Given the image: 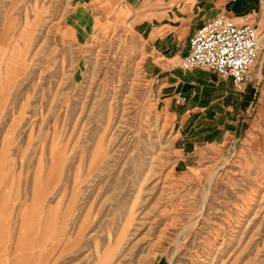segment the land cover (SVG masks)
Returning a JSON list of instances; mask_svg holds the SVG:
<instances>
[{
    "label": "rangeland",
    "instance_id": "1",
    "mask_svg": "<svg viewBox=\"0 0 264 264\" xmlns=\"http://www.w3.org/2000/svg\"><path fill=\"white\" fill-rule=\"evenodd\" d=\"M86 8L0 0V264H264V151L179 160L156 54Z\"/></svg>",
    "mask_w": 264,
    "mask_h": 264
},
{
    "label": "crops",
    "instance_id": "2",
    "mask_svg": "<svg viewBox=\"0 0 264 264\" xmlns=\"http://www.w3.org/2000/svg\"><path fill=\"white\" fill-rule=\"evenodd\" d=\"M83 1L90 18L114 16L130 22L156 54L160 63L154 75L174 142L179 143L175 147L179 160L196 161L206 145L237 141L254 152L264 151V0ZM216 15L255 24L261 38L252 77L241 92L233 89L230 78L214 71L200 67L184 71L179 66L190 35Z\"/></svg>",
    "mask_w": 264,
    "mask_h": 264
},
{
    "label": "built area",
    "instance_id": "3",
    "mask_svg": "<svg viewBox=\"0 0 264 264\" xmlns=\"http://www.w3.org/2000/svg\"><path fill=\"white\" fill-rule=\"evenodd\" d=\"M188 46V52L179 60L182 70L200 67L214 71L230 78L233 89L241 92L252 77L261 38L255 24L216 15L190 35ZM153 80L157 83L158 76ZM181 99L176 96L177 102Z\"/></svg>",
    "mask_w": 264,
    "mask_h": 264
}]
</instances>
